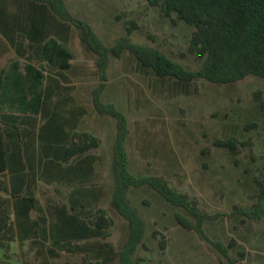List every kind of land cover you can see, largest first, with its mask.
Returning a JSON list of instances; mask_svg holds the SVG:
<instances>
[{
	"label": "rangeland",
	"instance_id": "1",
	"mask_svg": "<svg viewBox=\"0 0 264 264\" xmlns=\"http://www.w3.org/2000/svg\"><path fill=\"white\" fill-rule=\"evenodd\" d=\"M66 2L70 12L90 23L109 47L130 29L133 43L157 48L190 71L202 66L203 59L189 50L194 28L176 16H164L148 0ZM66 24L74 59L71 69L62 74L49 68L62 86L50 108L56 110L54 102L62 101L60 118L75 119L78 132H89L99 140V147L90 152L97 161L93 211H104L109 220L108 237L80 245L107 243L113 249L112 253L106 249L111 264H118L129 225L111 205L117 124L113 117L97 113L93 105L92 93L101 83L97 55L82 42L81 31ZM14 56L11 50L8 58ZM32 60L39 65L35 56ZM108 74L102 99L115 104L128 118L131 172L164 179L208 218L204 230L210 241L188 227V222L195 224L196 220L185 209L171 205L149 186L133 188L130 199L146 223V237L134 263L264 264V219H252L241 211L257 202L259 183H264V78L250 76L227 85L205 79L184 83L158 77L129 51L113 57ZM35 120L36 130L45 123L40 117ZM231 138L238 141L235 153L215 145ZM40 197L61 203L68 192L62 187L59 192L42 187ZM50 248L42 245L18 252L12 243L9 252L0 249V264H81L84 257L93 255L86 248L77 253L58 250L57 254Z\"/></svg>",
	"mask_w": 264,
	"mask_h": 264
},
{
	"label": "trees",
	"instance_id": "2",
	"mask_svg": "<svg viewBox=\"0 0 264 264\" xmlns=\"http://www.w3.org/2000/svg\"><path fill=\"white\" fill-rule=\"evenodd\" d=\"M32 1L47 6L59 19L79 29L82 42L98 58L101 83L92 93L93 105L97 113L113 117L117 124V136L113 144L114 190L111 205L129 225L128 239L119 252L118 264H135L134 256L146 237L145 220L133 206L129 196L133 188L149 186L171 205L185 209L196 220L195 224L188 222V227L194 229L203 239L210 241L204 230L207 216L192 207L185 196L175 193L162 178L137 176L131 172L127 150L130 137L128 118L115 104L104 102L102 95L107 87L113 57H120L125 51L135 56L142 66L152 69L158 77L173 78L184 83L205 79L214 84L227 85L243 81L250 76L264 78V0H148L151 6L159 7L164 16L171 19L176 16L194 28L189 50L203 59L202 66L197 71L187 70L157 48L133 43L130 29L127 36L119 39L115 46H107L90 23L70 12L66 0ZM42 41L33 46L32 57L35 56L39 65L46 62L61 72L70 70L74 55L67 40L63 43L53 38ZM39 65L32 59L23 68L20 62H13L10 70L0 79V121L6 126L3 128L0 125V249L5 252L10 251L12 243L23 241L19 220L16 218L19 206L16 198L22 190L16 189L15 184L23 183L29 177L36 178V158H39V163L43 156L53 158V167L42 169V178L53 181L63 179L75 187H82L88 181V169L83 167L85 159L87 164L88 156L82 158L89 149L99 147L98 138L82 134L74 136L77 141L71 136L68 142L70 147L64 148L63 136L58 132L54 116L40 129V155L37 157L31 153L35 150V141L32 138L29 137L27 141L19 139L18 142L7 140V134L8 137L19 138L36 136L26 127L27 124H30L33 117L47 116L50 95L44 90L47 79L44 66ZM215 145L235 153L238 141L235 138L219 140ZM17 147L24 149L30 173L23 172L19 164L15 166ZM78 156L82 157L80 165L70 164L62 168L60 164L55 163L56 160L67 163ZM259 185L257 202L249 209L241 210L255 220L264 219V183ZM78 195L83 196L80 189L71 194L74 199L71 214L67 213L65 216V229H57L56 234L51 237L50 252L57 254L59 249L77 253L86 248L93 255L84 257L81 264H111L113 259L106 252L107 248L108 252H113L109 244L80 245V242L90 239H106L109 220L104 211L99 209L95 220L90 222L91 226L95 227H88L86 214L78 209ZM23 201L33 202L34 199L23 198ZM81 208L84 209L85 206ZM180 222L184 224L181 218ZM214 246L226 255V250L220 244L214 243Z\"/></svg>",
	"mask_w": 264,
	"mask_h": 264
},
{
	"label": "crops",
	"instance_id": "3",
	"mask_svg": "<svg viewBox=\"0 0 264 264\" xmlns=\"http://www.w3.org/2000/svg\"><path fill=\"white\" fill-rule=\"evenodd\" d=\"M70 27L61 19H59L51 9L40 3H36L32 0H0V79L10 70L13 62H20L22 68L29 62L33 57V46L43 42L42 40L55 39L61 43L68 40V33ZM14 51L15 56L8 58L9 52ZM46 63V62H44ZM40 63V65L44 64ZM72 64V63H71ZM39 65V66H40ZM44 66V65H43ZM44 66V74L46 75V83L44 85V90L50 95V101L47 105V116L42 117L46 121L54 116L56 118V125L60 136H63L64 148H69V140L71 136L74 141H77L74 136L88 134L89 132L82 131L78 132L77 122L75 119L73 121L69 119H61L59 111V105L62 101L54 102L55 109H51L50 105L53 103L56 94L58 93L61 84L54 78L53 71L50 72L49 68L55 69L57 74H62L57 68L51 67L48 63ZM24 69H22L23 71ZM65 72V71H64ZM51 82V84H49ZM53 83V84H52ZM58 104V105H57ZM31 120L30 124H27V128L36 136H7L8 141L20 140L27 141L28 138H32L35 150H32L33 155H40V142H39V132L40 129H34L35 119ZM41 118V117H40ZM44 123V124H45ZM43 124V125H44ZM0 125L6 128V126L0 121ZM68 136V137H67ZM12 142V141H11ZM96 149V148H93ZM93 149H89L87 153L84 154L83 158L81 156L73 158L70 162H61V160H56V164H60L62 168L68 167L70 164L73 166L80 165L81 160L88 156L87 164L86 159L83 162L84 166L88 169V181L84 183L81 187L68 183L65 180L53 181L51 179L42 178L41 172L44 167H53L51 160L53 158L48 156H43V160L39 163V158H36L34 163L36 170V178L29 177L23 183L18 182L15 184L16 189L22 190L20 195L16 198L19 203L17 207L18 213H16V218L19 220V230L20 236L23 241L14 242L17 246L18 252H24L27 249L30 251L34 250L35 247H41L42 245H49L52 247L51 237L56 234L57 229H65L64 219L66 214H71L72 200L74 202L71 194L76 189H80L83 196L77 198L78 209L82 210L83 214H86V220L88 221V227L91 226V221L95 220L96 212L94 208L97 202V195L95 192V186L93 180L96 177V157L91 155L90 152ZM16 160L15 166L19 164L23 172L30 173L29 162L25 157V151L22 148H16ZM82 158V159H81ZM17 163V164H16ZM19 166V167H20ZM92 170V171H91ZM51 180V181H50ZM42 187H53L55 191L59 192L60 187L64 188L68 192V198L66 201L61 203L55 200H50V198L44 201L40 197ZM23 198H33V202L23 201ZM33 207H30V206ZM81 206H85L84 209ZM94 240V239H92ZM83 241V242H90ZM51 248L49 249V251ZM59 249H57L58 251ZM62 251V250H61ZM64 251V250H63Z\"/></svg>",
	"mask_w": 264,
	"mask_h": 264
}]
</instances>
